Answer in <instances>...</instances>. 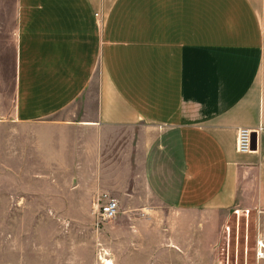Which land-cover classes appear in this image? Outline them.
Here are the masks:
<instances>
[{"label":"crops","instance_id":"crops-1","mask_svg":"<svg viewBox=\"0 0 264 264\" xmlns=\"http://www.w3.org/2000/svg\"><path fill=\"white\" fill-rule=\"evenodd\" d=\"M10 11L0 217L58 220L40 231L39 250L55 252L40 264H100V249L101 264L208 257L234 212H254L264 239V0H16ZM243 127L258 132L245 155ZM101 194L120 208L96 230Z\"/></svg>","mask_w":264,"mask_h":264},{"label":"rangeland","instance_id":"rangeland-1","mask_svg":"<svg viewBox=\"0 0 264 264\" xmlns=\"http://www.w3.org/2000/svg\"><path fill=\"white\" fill-rule=\"evenodd\" d=\"M15 1L0 0V20L10 19L13 13L10 6ZM9 58L8 50L1 49L0 66H9ZM7 177L6 172H0L1 179ZM258 222L254 212L232 213L222 227L219 243L209 251L208 257H202L198 250H190L187 254L193 257L180 253L176 256V264H264L257 259L258 243L264 240L260 237ZM57 224L58 220L0 217V264H40L41 258L49 254L55 256L54 251L39 250V247L42 245L40 231L50 230ZM105 255L104 250H97L96 259L100 264Z\"/></svg>","mask_w":264,"mask_h":264},{"label":"built area","instance_id":"built-area-1","mask_svg":"<svg viewBox=\"0 0 264 264\" xmlns=\"http://www.w3.org/2000/svg\"><path fill=\"white\" fill-rule=\"evenodd\" d=\"M257 134L249 128H240L237 134L236 150L239 154H250L253 149V135ZM94 209L97 210L94 222L96 230L102 229L106 224L116 219L119 213V201L108 194H101L94 200ZM257 259L264 262V241L258 243Z\"/></svg>","mask_w":264,"mask_h":264},{"label":"water","instance_id":"water-1","mask_svg":"<svg viewBox=\"0 0 264 264\" xmlns=\"http://www.w3.org/2000/svg\"><path fill=\"white\" fill-rule=\"evenodd\" d=\"M256 148V135H253V149Z\"/></svg>","mask_w":264,"mask_h":264},{"label":"bare ground","instance_id":"bare-ground-1","mask_svg":"<svg viewBox=\"0 0 264 264\" xmlns=\"http://www.w3.org/2000/svg\"><path fill=\"white\" fill-rule=\"evenodd\" d=\"M104 262V264H112L110 261H103Z\"/></svg>","mask_w":264,"mask_h":264}]
</instances>
